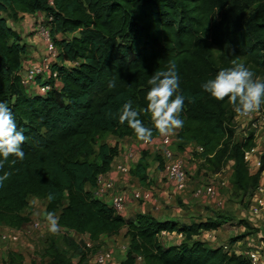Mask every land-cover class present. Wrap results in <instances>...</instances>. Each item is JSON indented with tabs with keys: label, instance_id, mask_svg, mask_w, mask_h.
Returning <instances> with one entry per match:
<instances>
[{
	"label": "trees",
	"instance_id": "16d2710c",
	"mask_svg": "<svg viewBox=\"0 0 264 264\" xmlns=\"http://www.w3.org/2000/svg\"><path fill=\"white\" fill-rule=\"evenodd\" d=\"M249 1L257 4L251 12L242 0H0V102L8 105L27 137L24 159L10 155L0 169V175L9 174L0 187V227L19 230L29 224L24 212L35 198L47 203L46 212L59 227L91 243L124 233L129 245L119 264H250L202 240L222 224L178 226L160 222L150 212L127 219L94 196L99 176L111 171L118 155L107 144L98 146V139L111 135L138 140L127 122L119 120L128 99L143 124L152 128L151 143L162 136L150 113L142 110L150 89L147 81L173 63L181 94L192 98L180 113L184 124L178 129L179 148L196 147L195 159L215 176L233 161V185L246 196L254 195L264 176V154L255 175L246 158L256 148V131L236 142L240 115L227 98L217 101L201 88L236 63L254 74L264 73V0ZM39 14L45 16L59 51L53 67L58 78L49 82L53 88L45 96L30 95L23 87L27 46L23 35L8 25V20ZM60 34L78 35L58 41ZM156 160L164 170L162 158ZM131 176L147 185L145 152ZM164 233H176L182 242L164 244ZM64 242L77 264H84L90 253L86 243L69 237ZM47 244L45 256L53 264H68L56 241ZM6 256L4 264H25L20 252L10 249Z\"/></svg>",
	"mask_w": 264,
	"mask_h": 264
},
{
	"label": "rangeland",
	"instance_id": "374dc122",
	"mask_svg": "<svg viewBox=\"0 0 264 264\" xmlns=\"http://www.w3.org/2000/svg\"><path fill=\"white\" fill-rule=\"evenodd\" d=\"M242 1L249 8L248 12L253 11L257 7V4L254 2L249 0ZM4 17H6V15H4ZM46 23V20H44L40 25H46ZM25 24L26 20L24 18H21L18 22L8 20V25L20 33L24 31ZM37 30L38 29L35 27L32 34H28L23 38V43L27 46V54L31 49H35L36 43L39 42L37 39L35 40L32 38L36 36L41 40V36ZM28 32L29 30L25 31V33ZM76 35L78 34H60L57 36V40H70ZM27 59L28 58H24V63L27 62ZM57 63V60H54V65ZM254 77L264 79V73L254 74ZM243 118L244 117H241V115L236 118L235 141L241 142L247 134L252 131H256V139L257 137L260 139L262 136L260 131L264 130V127L260 130H254L251 120ZM178 131L179 130L176 129L171 134L161 136L157 141L152 143H144L140 140L131 138L119 139L111 135H103L99 138L97 141L98 146L107 144L117 149L118 153L122 155L130 149L140 156L143 152L147 154V185H142L138 179L131 175L121 176L119 179L123 180L116 182L113 193H110L108 197L102 200L108 202L109 196L114 195L124 199L126 208L128 206L127 202L135 204L139 212L143 206L151 205L152 207V205L155 204L160 209L152 207V210L156 212V219L160 222H166L169 221V219H171L169 222L177 221L178 223L183 220H190L191 223H194L198 219L217 222L223 225L221 229L206 234L207 236L205 238V241L211 247H228L230 252L241 253L243 257L247 251L255 247H259L264 251V216H255L252 212L254 206L253 196H246L233 185V161L228 162L221 175L215 176L207 173L202 169L200 161H197L194 157V153L198 151L196 147L185 146L183 149L179 148ZM166 137L172 140L173 149L177 157L182 158L185 162L189 183L184 192H179L173 183L168 182L164 171L159 167V162L156 160V158L158 156L161 157L163 153L161 142ZM259 142L260 140L256 142L255 150L260 148L258 146ZM98 146L95 148L96 155L98 154ZM95 162L96 156L92 159V163ZM249 164L252 171L254 164L252 156L249 159ZM207 186H211L216 191V196L214 198L205 195L199 197L195 195L197 191H203ZM144 191L152 192L151 201H143L136 197V194ZM46 206L47 203L43 200L35 198L29 199L28 207L24 212L25 216L30 220V223L26 226L29 234L26 240H24V243H26H22L21 246L12 245L11 247L6 243L2 237L4 234L12 232V230L7 227H0V264H4L7 257L6 253L10 249L22 253L25 264H53L52 259L45 256L46 250L49 247L47 243L51 239L58 243L68 264H77V258H74L72 252H70L69 248L65 245L64 239L66 237L73 238L78 243H86L90 253L84 264H96V255L104 249L111 252L114 259L112 264H119L125 258L129 240L125 238L124 233L115 237H102L97 243H91L87 237L71 236L59 232L54 234L49 232L48 229H43L42 231L31 229V223L46 222ZM177 209L183 211L179 216L176 215ZM149 211L150 210L147 212ZM170 239H174L172 235H163L164 244L181 241L176 237L173 241ZM138 264L142 263L139 261Z\"/></svg>",
	"mask_w": 264,
	"mask_h": 264
},
{
	"label": "clouds",
	"instance_id": "9594fccd",
	"mask_svg": "<svg viewBox=\"0 0 264 264\" xmlns=\"http://www.w3.org/2000/svg\"><path fill=\"white\" fill-rule=\"evenodd\" d=\"M147 83L150 85L146 94L147 106L142 111L150 113L154 128L162 136L182 128L184 121L180 118V113L185 100L191 103L192 98L185 97L180 92V76L176 65L170 64L166 70L152 75ZM201 88L217 101H225L227 98L226 102L241 116L256 112L264 106V79L254 77V73L243 63L219 70L214 78L203 82ZM139 116L140 113L133 108L132 100L128 99L122 106L119 120L121 124L127 122L138 140L150 143L153 130L146 127ZM26 140L25 130L18 127L8 105L0 102V169L10 155L19 160L24 159L22 145ZM15 162L11 161L13 164ZM8 177V173L0 175V187ZM53 198L52 195L48 196L49 201ZM46 220L49 232H59L58 220L52 213L47 214Z\"/></svg>",
	"mask_w": 264,
	"mask_h": 264
},
{
	"label": "built area",
	"instance_id": "2783aa9c",
	"mask_svg": "<svg viewBox=\"0 0 264 264\" xmlns=\"http://www.w3.org/2000/svg\"><path fill=\"white\" fill-rule=\"evenodd\" d=\"M48 21H52V18H48ZM37 29L41 36V40L46 46V53L42 57L40 62L36 64H30L27 67H24L23 65L21 78L22 85L28 94H40L45 96L53 88V85L49 82L52 80L56 81L58 78V73L53 69V67L54 60H57L59 51L51 36L50 27L48 25H38ZM241 117H244L243 119L251 120L252 128L254 130H260L262 129V127H264V108L262 107L256 112ZM161 143L163 148L161 158L164 165L163 171L165 177L168 182L173 183L176 186L179 192H184L187 189L189 183V177L186 171L185 162L182 158L177 157L173 149L172 140L170 138H164ZM254 151L255 150L246 154V158L248 161ZM140 157L141 156L138 153L134 152L131 149L125 152L123 155L121 153H118L112 164L111 171L105 175L99 176L98 184L94 191L95 197L103 199L105 197H108L110 193H113L117 178L119 176H130ZM195 195L198 197L201 195H205L209 196L210 198H214L216 196V191L211 186H207L203 191H197ZM136 197L142 199L143 201H151L152 192L144 191L136 194ZM252 199L254 202V206L252 209L253 214L258 217L264 216V176L262 177L258 188L255 190ZM108 203L113 207L117 214L125 215L126 205L123 198L112 195L109 196ZM27 225L23 226L19 230H12V232L4 234L2 239L11 247L12 245L21 246L29 234L26 228ZM30 225L31 229L37 231L48 229L47 220L43 223L35 222L31 223ZM59 228V233L75 236L74 233L69 232L68 230L61 227ZM166 234L167 233H164L163 235ZM224 249L225 251L230 252L228 250V247H224ZM235 253L241 255V253ZM244 257L249 260L250 264H264V251H262V249L259 247H255L254 249L247 251ZM95 262L96 264H112L114 262V259L111 252L107 249H104L96 255Z\"/></svg>",
	"mask_w": 264,
	"mask_h": 264
},
{
	"label": "crops",
	"instance_id": "0c3cea01",
	"mask_svg": "<svg viewBox=\"0 0 264 264\" xmlns=\"http://www.w3.org/2000/svg\"><path fill=\"white\" fill-rule=\"evenodd\" d=\"M24 19L26 20V24L24 25V31L21 32L23 37L27 36L28 34H32L34 32V30H35V27L37 28V26H38L37 23L43 22L45 20V16L43 14H39L37 16H26V17H24ZM27 30H29V32L25 33V31H27ZM32 39H35V40L37 39L39 42L36 43L35 49H31L29 51V53L24 56V58H28L26 63L23 62L24 67H27L30 64H36V63L40 62L42 57L46 53V46H45L44 42L41 41L40 39H38V37H36V36H34ZM260 132L262 133V136L260 137V139H258V137H257V139H256L257 141H255V143H256V142H258L260 140V142L258 144V146L260 148H257L252 153V159H253L254 164H253L252 171L250 169L251 175H255L257 173V171L259 169V166H260L261 156L264 154V145H262V144H264L263 143L264 142L263 141V139H264V130H261ZM120 177L121 176H119L117 178L116 182H118V181L120 182V180H123V179H119ZM125 182H127V181H125ZM127 203H128V206L126 208V212H125V215H124V217H126L127 219H135L137 217V215H139L141 213H144V212H147L148 210H150L149 212H151L152 215L156 218V215H155L156 212H153L152 207H156V209H160L158 206L153 204L152 207H151V205L150 206H148V205L143 206L141 211L139 212L135 204H132V203L130 204L129 202H127ZM182 212H183L182 210L177 209L176 210V215L179 216ZM169 221H171V219H169ZM205 221L206 220L198 219L194 223H200V222H205ZM176 224L178 226H186V225L188 226V225H191L192 223H191L190 220H183L180 223H178L176 221ZM206 234H208V233H205L203 235L202 240H205V238L207 236ZM175 237L177 239L181 240V241H177V242H173V243L170 242L169 244L168 243L167 244L168 245H177V244H180L182 242L181 236L177 235L176 233L172 234V238H174V239H170V240L171 241L175 240ZM209 247H211V246L209 245ZM217 247H220V246H217ZM217 247H211V248H217Z\"/></svg>",
	"mask_w": 264,
	"mask_h": 264
}]
</instances>
